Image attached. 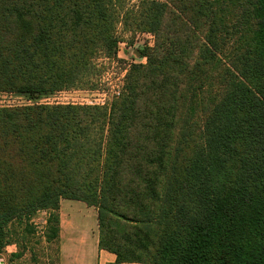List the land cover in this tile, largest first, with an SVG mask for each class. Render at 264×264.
<instances>
[{
  "label": "trees",
  "instance_id": "obj_1",
  "mask_svg": "<svg viewBox=\"0 0 264 264\" xmlns=\"http://www.w3.org/2000/svg\"><path fill=\"white\" fill-rule=\"evenodd\" d=\"M119 27L154 43L110 102L0 107V253L70 200L111 264H264V0H0V93L89 85Z\"/></svg>",
  "mask_w": 264,
  "mask_h": 264
},
{
  "label": "rangeland",
  "instance_id": "obj_2",
  "mask_svg": "<svg viewBox=\"0 0 264 264\" xmlns=\"http://www.w3.org/2000/svg\"><path fill=\"white\" fill-rule=\"evenodd\" d=\"M141 0H126L128 8L137 6ZM122 41L117 60L95 61V75L89 85L80 89L31 96L20 93H0V107L45 105H103L110 102L124 86L125 77L134 63H145L140 50L153 45L150 34L129 33L118 28ZM197 119V118H196ZM66 203V202H64ZM59 238L52 242L46 239L48 212H39L30 220L17 221L10 226L12 244L0 253L5 264H59L61 247L81 245L86 240V254L92 249L93 234L98 231L97 211L77 201H68L59 210ZM71 236L67 230H71ZM80 236H83L81 238Z\"/></svg>",
  "mask_w": 264,
  "mask_h": 264
},
{
  "label": "crops",
  "instance_id": "obj_3",
  "mask_svg": "<svg viewBox=\"0 0 264 264\" xmlns=\"http://www.w3.org/2000/svg\"><path fill=\"white\" fill-rule=\"evenodd\" d=\"M68 201L69 200H62L60 203L61 208L62 206L66 205ZM81 204H84V203H81ZM93 209L95 210V208ZM71 233H72V229L67 230L68 235L71 236ZM93 236H95L93 239L94 242H92L93 246H92V249L89 255L86 254L87 250L83 246L87 243V241L82 240L80 241L81 245L61 247L59 264H111V263H114L117 259L116 255L109 253L107 251H103V250L101 251L99 249V235H98L97 230L94 232ZM80 237L83 238V236H80Z\"/></svg>",
  "mask_w": 264,
  "mask_h": 264
},
{
  "label": "built area",
  "instance_id": "obj_4",
  "mask_svg": "<svg viewBox=\"0 0 264 264\" xmlns=\"http://www.w3.org/2000/svg\"><path fill=\"white\" fill-rule=\"evenodd\" d=\"M72 91V90H71ZM62 92H67V91H62ZM106 104V103H105ZM105 104H103V105H105ZM0 264H5V260L2 258V257H0Z\"/></svg>",
  "mask_w": 264,
  "mask_h": 264
}]
</instances>
